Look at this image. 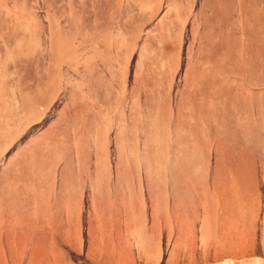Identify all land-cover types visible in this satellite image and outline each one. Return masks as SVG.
Listing matches in <instances>:
<instances>
[{
	"label": "rangeland",
	"instance_id": "1",
	"mask_svg": "<svg viewBox=\"0 0 264 264\" xmlns=\"http://www.w3.org/2000/svg\"><path fill=\"white\" fill-rule=\"evenodd\" d=\"M13 254L264 264V0H0Z\"/></svg>",
	"mask_w": 264,
	"mask_h": 264
},
{
	"label": "bare ground",
	"instance_id": "2",
	"mask_svg": "<svg viewBox=\"0 0 264 264\" xmlns=\"http://www.w3.org/2000/svg\"><path fill=\"white\" fill-rule=\"evenodd\" d=\"M30 243L35 246V247H38L40 245V241L39 240H30ZM31 248V247H30ZM38 250V249H37ZM21 256V255H20ZM23 258V257H22ZM11 259H12V262L11 264H18V260L16 259V256H11ZM15 259V260H14ZM23 261V260H22ZM38 261V260H37ZM0 264H7L5 261H3V258H2V261H0ZM28 264H32L31 261L28 262ZM258 264V263H256Z\"/></svg>",
	"mask_w": 264,
	"mask_h": 264
}]
</instances>
